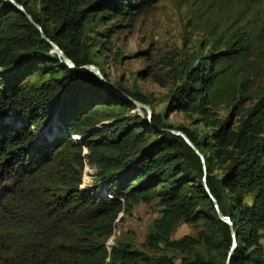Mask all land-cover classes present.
<instances>
[{
    "label": "trees",
    "instance_id": "1",
    "mask_svg": "<svg viewBox=\"0 0 264 264\" xmlns=\"http://www.w3.org/2000/svg\"><path fill=\"white\" fill-rule=\"evenodd\" d=\"M17 1L77 66L97 63L87 31L155 0ZM211 1L216 7L195 12L207 51L169 95L184 111L230 105L211 133L197 134L166 113L152 111L154 129L144 109L128 113L134 103L90 70L70 68L19 8L0 0V264H169L130 242L105 247L126 202L155 195L162 213L142 244L186 252L177 264H224L232 234L204 189L200 157L160 127L183 130L204 153L208 186L234 222L229 264H264V0ZM83 147L99 164L87 187ZM179 219L205 226L172 239Z\"/></svg>",
    "mask_w": 264,
    "mask_h": 264
},
{
    "label": "rangeland",
    "instance_id": "2",
    "mask_svg": "<svg viewBox=\"0 0 264 264\" xmlns=\"http://www.w3.org/2000/svg\"><path fill=\"white\" fill-rule=\"evenodd\" d=\"M208 2L216 7L211 0H155L142 5L134 13L127 10L122 17L108 14L107 21L87 31L86 37L96 65L109 81L142 92L152 111L166 113L165 121L183 124L197 134L211 133L214 127L211 123L226 118L230 113V105L184 111L169 100L171 90L182 80L186 67L201 50L207 51V46H200L203 31L198 27L201 24L195 12ZM134 110L140 109L136 107L128 113ZM71 137L79 140L80 135ZM87 151L83 147V187L99 179V164L86 155ZM106 194L111 195L110 192ZM162 207L157 195L148 199L136 197L126 202L105 239L106 249L110 251L118 242H130L133 247L149 254L170 259L169 264L179 263L186 252L166 247L163 243L157 249L142 244L146 234L154 228ZM204 226L201 219L195 222L179 219L169 237L175 239L186 233L197 235Z\"/></svg>",
    "mask_w": 264,
    "mask_h": 264
},
{
    "label": "water",
    "instance_id": "3",
    "mask_svg": "<svg viewBox=\"0 0 264 264\" xmlns=\"http://www.w3.org/2000/svg\"><path fill=\"white\" fill-rule=\"evenodd\" d=\"M10 3H12L15 7L19 8L25 15L26 17L30 20V22L41 32V35L44 39H46L52 46V49L55 50L58 55L64 60V62L70 67V68H76L79 70H84V69H89L90 71H92L93 73H95L100 79L101 81L104 83V85L116 92L117 94H119L120 96L126 98L127 100H129L130 102L134 103L136 105L137 108L139 109H144L146 112V116H147V120L151 126V128L154 129L152 123H151V115H152V107L149 103L136 99L134 97H132L131 95L127 94L124 90L120 89L119 87L115 86L112 84L111 81H109L104 73L101 71V69L94 63H84V64H80V65H75L74 62L72 61V59L64 52V50L58 45V43L54 40H52L50 37H48L44 31H43V27L42 25L36 21L33 16L26 10V8L24 7V5L17 1V0H9ZM159 129L161 130H166V131H170L172 133L181 135L182 138L186 141V143L198 154V156L200 157V160L202 162V169H203V175H202V184L204 186L205 191L207 192V194L209 195V197L211 198L214 207L217 211L218 217L223 220L224 222L229 224V228L232 234V244L230 246V249L228 250L227 253V257L225 259V263L224 264H229L230 261V257H231V253L233 251V249L235 248V246L237 245V241H236V231L234 229V222L232 221V219L230 218V216L228 214L223 213L220 208H219V204L218 201L216 199V197L214 196V194L212 193V191L210 190L208 183H207V172H208V167L206 164V159H205V155L204 153L196 146V144L192 141V139L188 136V134L186 132H184L183 130L179 129V128H174V127H160Z\"/></svg>",
    "mask_w": 264,
    "mask_h": 264
}]
</instances>
